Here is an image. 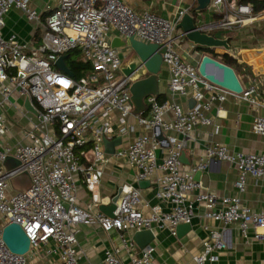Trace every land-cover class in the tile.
<instances>
[{"label": "built area", "instance_id": "1", "mask_svg": "<svg viewBox=\"0 0 264 264\" xmlns=\"http://www.w3.org/2000/svg\"><path fill=\"white\" fill-rule=\"evenodd\" d=\"M129 1L57 0L45 19L41 42L34 46L21 44L14 35L5 39L1 33L4 16L11 9L22 12L28 22L40 24L41 17L29 0H0V264H27L31 253L44 247L58 264H79L78 227L95 224L105 232H116L121 241L119 247L105 252L101 264H124L121 252L129 264H158L152 243L138 249L124 234L151 231L155 236L157 230L166 228L175 237L178 225L191 223L196 202L204 206L206 217L237 225L244 238L250 229H264V211H251L238 196L219 197L205 191L194 180L210 162H224L235 166V188L241 194L247 177L264 180V151L245 155L213 144L204 148L200 161L188 170L182 169L180 161L195 127L212 124L208 114L215 103L232 96L258 109V86L264 78L239 95L206 81L175 49V24L150 11L135 12ZM192 2L197 6V0ZM206 10L216 21L195 23L207 35L231 32L256 20L250 4L236 1L209 0ZM195 13L179 11L177 23L185 14L196 20L201 13L197 8ZM115 37H132L159 48L169 74V98L159 102L156 96L147 97L146 114L132 113L131 81L120 73L125 56L122 49L111 47ZM73 51L89 63L92 74L75 79L55 66L60 57ZM177 96L195 105L183 110L174 101ZM15 97L29 98L38 114L11 102ZM6 106L28 126L22 142L14 147L5 139ZM252 132L264 143V116L254 117ZM117 137L120 146L107 155L103 141ZM8 158L19 165L7 170ZM111 161H123L134 172L135 183L153 184L157 203L142 201L141 190L125 183L114 193L112 217L102 214L99 186ZM21 174L29 177L30 187L23 193L13 192L11 180ZM78 177L90 194L84 206L76 196ZM10 223L19 225L29 239V250L23 255L9 251L2 240V228ZM255 238L264 253V234L256 232ZM201 246V252L192 257L193 264H213L226 248L222 232L210 230Z\"/></svg>", "mask_w": 264, "mask_h": 264}, {"label": "crops", "instance_id": "2", "mask_svg": "<svg viewBox=\"0 0 264 264\" xmlns=\"http://www.w3.org/2000/svg\"><path fill=\"white\" fill-rule=\"evenodd\" d=\"M230 1L237 2V0ZM29 4L40 15V24L35 25L28 22L22 12L11 9L4 16V26L1 30L3 38L7 39L14 35L21 44L30 45L33 44L32 38L36 31L38 29L44 31L45 21L43 22L42 19L56 7L57 0H29ZM128 5L139 14L150 11L175 24V49L184 61L198 67L203 55L195 52L194 45L185 38L180 29L176 28L179 23H177L178 12L181 10L190 12L193 5L192 0H130ZM46 7L50 9L47 10ZM254 15L256 20L253 23L241 26L231 32L216 31L211 33L217 39L228 41L230 51L214 49V52L219 55L228 54L240 65V72L236 76L243 89L264 78V11ZM212 18L217 19L213 15ZM121 53L125 56L124 61L130 56L129 50L122 49ZM168 80L169 74L162 64L158 74L156 96L160 95L163 99L169 98ZM258 87L261 105L256 110H252L240 98L232 96H228L222 103L214 104L208 114L212 124L196 126L191 134V139L188 140L186 148L181 153L180 161L184 171L200 161L204 154V148L208 145L219 144L225 146L230 152L245 155L264 151V143L261 138L252 132L254 117L264 116V83H259ZM13 99V102L24 107L25 99L18 97ZM174 101L183 110L189 109L190 99L177 96L174 97ZM145 112L146 110L139 114ZM4 115L7 117L5 139L8 144H11L9 146L14 147L18 142H22L28 126L13 109H5ZM131 121L133 120L131 119ZM215 127H217V132L214 131ZM140 132L142 131L137 129V133ZM137 133L132 134L130 140ZM124 144H127V140H124ZM204 172L208 178V188L205 191L219 197L238 196L242 204L251 211H264V180L247 177L245 191L239 194L235 188L237 171L234 165L212 161ZM125 183L139 188L138 183L134 181V172L127 168L123 161L109 162L105 167L104 177L99 186L101 200L99 206H109L115 197L114 193ZM75 184L78 203L84 206L90 201V194L85 190L79 177ZM139 189L142 201L149 205L157 203L153 184L150 183L149 187L145 189ZM162 207L168 211V207L165 205ZM143 210L146 211V209ZM206 213L202 204L194 203V216L190 223L191 231L180 239L172 236L166 228L157 230L151 244L155 248V261L158 264H193L192 257L201 252V242L207 238L210 230H217L222 232L226 248L217 255V260L213 264H264L262 243L255 238L256 232L264 234V229H250L247 237L244 238L240 236L237 225H224L206 217ZM78 230L79 264H101L107 250L121 245L116 232H105L99 225L79 226ZM134 234L135 232H128L124 236L128 241H132ZM47 248L44 247L31 253L27 264H58L55 258L49 256ZM120 255L123 263L129 264L127 255L124 252H121Z\"/></svg>", "mask_w": 264, "mask_h": 264}, {"label": "water", "instance_id": "3", "mask_svg": "<svg viewBox=\"0 0 264 264\" xmlns=\"http://www.w3.org/2000/svg\"><path fill=\"white\" fill-rule=\"evenodd\" d=\"M208 3L209 0H197V10L200 13L205 12ZM176 28L180 29L185 38L194 46L205 49H223L226 52L230 51V46L226 39H217L211 35L199 32L193 16L189 14H185L182 17ZM111 47L130 51V56L120 67V73L131 81L129 91L133 105L132 113L137 115L146 110L145 99L149 96L157 95L158 74L161 71L162 65L159 48L154 44L139 42L132 37L128 39L115 37L111 41ZM66 58L67 56L60 57L55 62V66L64 74L71 76V72L64 64ZM197 72L206 81L229 92L239 95L243 91V87L234 70L209 56L203 55L201 57ZM194 105L195 102L190 99L189 108H192ZM24 108L35 115L38 114L29 98L25 99ZM120 144V137L111 141L104 140V152L107 155H113L115 149ZM15 164L19 165L16 161ZM194 180L201 185L202 189L207 190L208 178L205 172H197L194 175ZM149 184V181H141L138 183V186L141 189H145L149 187ZM116 200L117 198L115 197L109 206H99V211L106 216L112 217ZM190 231V224L178 225L175 229L176 237L180 239ZM154 238L155 236L151 231H140L133 235L132 241L138 249H143L150 245L154 241ZM2 240L8 250L14 254L23 255L29 250V239L17 224L10 223L2 228Z\"/></svg>", "mask_w": 264, "mask_h": 264}, {"label": "trees", "instance_id": "4", "mask_svg": "<svg viewBox=\"0 0 264 264\" xmlns=\"http://www.w3.org/2000/svg\"><path fill=\"white\" fill-rule=\"evenodd\" d=\"M237 2L239 4H246L245 2L250 3V5L252 6L253 14L261 13L264 11V0H248V1L247 0H237ZM196 8H197L196 3H193L192 7L190 8V12L193 15L196 14L195 13ZM46 17H43V19H42L43 22L45 21L44 18L46 19ZM43 33H44V31H42L40 29H38L36 31V33L34 34V36L32 38V42H33L34 46H39V44L41 42V38L43 36ZM193 49L195 52L201 53L202 55L209 56V57L219 61L220 63L232 68L236 74H238L240 72V68H241L240 65L236 62V60L232 56H230L228 54H222V55L215 54L214 49H205V48H201V47H197V46H194ZM71 57H74L75 59L70 60L69 58H71ZM66 60H68V62H66V66L75 79L85 77V76L90 75L94 72V70L89 65V63L83 61V58L78 51H73V52L69 53L67 55ZM156 99L159 102H162L165 100V99L161 98L160 95L156 96ZM146 113H147V111L144 114H146Z\"/></svg>", "mask_w": 264, "mask_h": 264}, {"label": "rangeland", "instance_id": "5", "mask_svg": "<svg viewBox=\"0 0 264 264\" xmlns=\"http://www.w3.org/2000/svg\"><path fill=\"white\" fill-rule=\"evenodd\" d=\"M196 21L197 22L199 21L201 24H208L210 22H215L216 20H214L212 18L211 12L209 10H206L205 12L201 13L200 16L197 17L195 22ZM213 35H214V33H213ZM69 59L74 60L75 58L71 57ZM65 62H68V60L65 59ZM13 101H14V99H11V102H13ZM7 108H8V106H6V109ZM6 120H7V117L5 116V121ZM9 145H11V144H9ZM14 166H15V161L13 159H9L5 164V167L7 170L12 169ZM11 187H12L13 192H18V193L26 192L30 187L29 177L26 174H21L19 176L14 177L11 180Z\"/></svg>", "mask_w": 264, "mask_h": 264}]
</instances>
